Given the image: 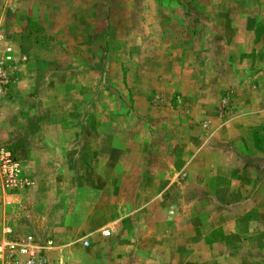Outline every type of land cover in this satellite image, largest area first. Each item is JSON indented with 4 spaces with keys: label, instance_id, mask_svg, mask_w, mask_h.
I'll return each mask as SVG.
<instances>
[{
    "label": "rangeland",
    "instance_id": "374dc122",
    "mask_svg": "<svg viewBox=\"0 0 264 264\" xmlns=\"http://www.w3.org/2000/svg\"><path fill=\"white\" fill-rule=\"evenodd\" d=\"M5 45L0 150L19 172L0 167V229L27 224L8 218L24 183L65 170L76 188L25 203L81 231H20L61 264H264V0H0ZM50 133L69 157L20 152Z\"/></svg>",
    "mask_w": 264,
    "mask_h": 264
},
{
    "label": "crops",
    "instance_id": "0c3cea01",
    "mask_svg": "<svg viewBox=\"0 0 264 264\" xmlns=\"http://www.w3.org/2000/svg\"><path fill=\"white\" fill-rule=\"evenodd\" d=\"M67 137H68L67 134H52V133L46 134L45 136H42V135H40V136L22 135V136H20V141L21 142H27V143L30 142V144L32 143V147H31L32 151L29 150V151L26 152V150H20V152L22 154H24V157L45 156L46 158L52 159L53 162L54 161L57 162L56 160L66 156L65 153H67L68 154L67 157H69V151H64L66 148L63 145L61 146L62 150L61 149H55V148H60V147H56L52 143L69 141V139ZM36 142H49L50 146H47V147H45V149L41 150L39 148V146L35 147L34 143H36ZM54 146H55V148H54ZM71 156H73V155L70 153V157ZM43 169L44 168H39L37 165H35V166L32 167L30 172L32 174H36L37 175L38 170L42 171ZM56 171H57L56 169H53V170L48 169L46 172L40 173L41 174L40 177H36V179L33 180V182L30 181V182L24 183V184L28 185V189L24 190L25 189L24 188L23 189L24 191H22V193L20 195H18L17 198L14 200L13 207H12V209L10 211V214H9L8 218H11L10 217V216H12L11 212H14V217H18L19 214L21 216L23 215L24 218H22V219H25L27 221L26 223L28 225L32 226V228L28 227L27 224H25V223H19L20 225L16 224L12 228L10 226H7V227H10L15 233H21L20 231L25 230V229H26V231H31V230L38 231L40 229V231L43 234L46 233V231H49L50 235L53 234V236H56V237H62V236L67 235V234L68 235H75V233H74L75 231H81V227L80 226H78V227H77V225H71L70 226L69 224H66L65 226H62L58 221H56V222H55V220L48 221L46 217H42L41 218V222H40L41 227L39 225L36 226V218H34V215H33V212H36L35 204H32V203L26 204L25 203L26 202V198L29 199L32 196V194H33L32 193V188H31L33 186H38V185H41V186L46 185V186H48L47 198L50 199V197L55 198L56 191L55 190H49V184H53L54 185V184L57 183V188L56 189H60L62 191L61 196H65V194H68L69 186H70V189H71L72 186L74 188H76V186L79 185L78 183H75V185H71V184L68 183L69 185H66L63 181H61V179H62L61 177L66 176L68 173L67 172L65 173V170H64L63 172L58 173L59 174V176H58ZM42 175H46V176H42ZM94 187L97 188V183L96 182L94 183ZM100 188H102V185H101ZM72 195H73V193L71 194V196ZM29 202H31V201H29ZM48 204L50 205V203H48ZM23 207H26L29 210L25 211V213L24 212L22 213L21 211H23L22 210ZM50 207H51V205L48 207V209ZM17 210H18V212H17ZM69 212H70V210H69ZM63 213H64V210H63ZM44 214H41V215H44ZM87 214L85 213V214L81 215L82 218L79 219L78 221L85 222V223L89 222L88 219H87ZM64 222H66V221H64ZM94 222H96V221H94ZM51 223H53V226L51 225ZM2 226H5V225L2 224ZM110 237H103L102 236V238H104V239H108Z\"/></svg>",
    "mask_w": 264,
    "mask_h": 264
},
{
    "label": "built area",
    "instance_id": "2783aa9c",
    "mask_svg": "<svg viewBox=\"0 0 264 264\" xmlns=\"http://www.w3.org/2000/svg\"><path fill=\"white\" fill-rule=\"evenodd\" d=\"M12 60L13 49L10 45H5L0 59V100L5 96L11 83L8 64ZM0 167L6 183H15L14 175L19 172V165L8 151L0 150ZM114 232L115 227L110 226L102 230L101 235L110 237ZM88 246L89 241L84 239L82 247ZM49 250L50 247L32 233H15L7 226H2L0 229V264H61L52 258Z\"/></svg>",
    "mask_w": 264,
    "mask_h": 264
}]
</instances>
